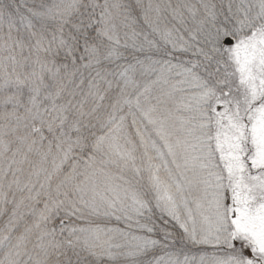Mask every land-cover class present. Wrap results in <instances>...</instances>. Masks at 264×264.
<instances>
[{"label": "snow or ice", "instance_id": "obj_1", "mask_svg": "<svg viewBox=\"0 0 264 264\" xmlns=\"http://www.w3.org/2000/svg\"><path fill=\"white\" fill-rule=\"evenodd\" d=\"M0 264H264V0H0Z\"/></svg>", "mask_w": 264, "mask_h": 264}]
</instances>
